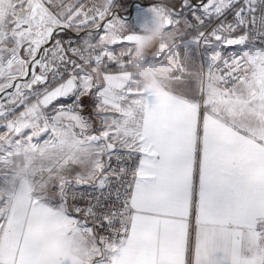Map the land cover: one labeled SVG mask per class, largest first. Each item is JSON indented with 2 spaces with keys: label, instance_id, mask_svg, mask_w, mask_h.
Instances as JSON below:
<instances>
[{
  "label": "snow or ice",
  "instance_id": "snow-or-ice-1",
  "mask_svg": "<svg viewBox=\"0 0 264 264\" xmlns=\"http://www.w3.org/2000/svg\"><path fill=\"white\" fill-rule=\"evenodd\" d=\"M113 5L0 0V264H264V0L148 8L156 98Z\"/></svg>",
  "mask_w": 264,
  "mask_h": 264
},
{
  "label": "clouds",
  "instance_id": "clouds-1",
  "mask_svg": "<svg viewBox=\"0 0 264 264\" xmlns=\"http://www.w3.org/2000/svg\"><path fill=\"white\" fill-rule=\"evenodd\" d=\"M137 35L138 39L133 48L132 70L140 74L143 86L156 98L165 90L166 81L157 69L144 62V58L153 49L169 44L171 37L164 30L163 18L156 13H150L149 18L140 25Z\"/></svg>",
  "mask_w": 264,
  "mask_h": 264
},
{
  "label": "crops",
  "instance_id": "crops-1",
  "mask_svg": "<svg viewBox=\"0 0 264 264\" xmlns=\"http://www.w3.org/2000/svg\"><path fill=\"white\" fill-rule=\"evenodd\" d=\"M68 2L69 0H65V3H68ZM81 2L87 5L88 7H92L93 5H96L97 7H99L102 5L103 0H81ZM181 2L182 0H113L114 5L112 7L111 14L105 17L103 21L99 19L97 20V23H99L101 27L98 30L97 34L95 35V38H98L99 35L103 34V31H104L103 25L107 23L108 20L112 18V16H115L123 20L127 26V30L132 31V32H139L140 25L150 16V14L147 12V9L150 8L154 3L166 4L169 7L173 8L174 10L180 11ZM203 2L206 3L207 0H203ZM191 3L192 5H197L200 3V0H191ZM89 27H92V26L90 25ZM180 27L183 28L182 23L180 24ZM63 33H75V31L66 30ZM62 34H59L57 38H60ZM84 35H85V32L82 31L80 33V36L83 37ZM112 47H114L118 53L119 46H112ZM154 51L155 49L152 50V52ZM151 53L149 55H151ZM198 66H199V60L196 62V64L189 65V67L192 69H196L198 68ZM191 86L195 88L194 80L192 81ZM84 103L85 105H88L89 100L85 98ZM90 110H91L90 108L85 109L84 113L86 116L89 114Z\"/></svg>",
  "mask_w": 264,
  "mask_h": 264
},
{
  "label": "built area",
  "instance_id": "built-area-1",
  "mask_svg": "<svg viewBox=\"0 0 264 264\" xmlns=\"http://www.w3.org/2000/svg\"><path fill=\"white\" fill-rule=\"evenodd\" d=\"M185 13H187V18L189 20H192L193 23H195V21L192 19V15H191V11L189 9H185L183 12H182V15H184ZM227 19L228 21H231L232 20V14L229 13L228 16H227ZM219 21H213V23L211 24V26H209L206 22V25H205V28L206 30L210 31L211 30V27H214L216 23H218ZM182 26L183 28L181 27L182 30H184V25L182 23ZM189 35H195V31L193 29H187ZM81 37V36H80ZM80 37H77L76 34H65L62 39L63 40H68L69 38H71L74 42L76 43H79V39ZM98 39V38H96ZM95 42V39L93 40V43ZM67 47V45H65ZM110 68H112V70H116V67L114 64H110L109 65ZM85 115V113H84ZM81 192L84 193V199L83 200H80L78 201V203H80L82 206L85 204L86 200L89 199L90 197H95L97 195L96 192L93 191V189L91 188V186H88V185H85V186H82L81 189H80Z\"/></svg>",
  "mask_w": 264,
  "mask_h": 264
},
{
  "label": "rangeland",
  "instance_id": "rangeland-1",
  "mask_svg": "<svg viewBox=\"0 0 264 264\" xmlns=\"http://www.w3.org/2000/svg\"><path fill=\"white\" fill-rule=\"evenodd\" d=\"M59 34H62V33H59ZM59 34H58V35H59ZM65 34H75V33H63V34L60 36V39H62V37H63Z\"/></svg>",
  "mask_w": 264,
  "mask_h": 264
}]
</instances>
